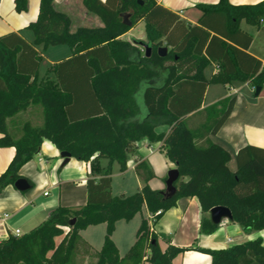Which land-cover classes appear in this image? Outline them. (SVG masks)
Returning a JSON list of instances; mask_svg holds the SVG:
<instances>
[{
  "label": "trees",
  "instance_id": "16d2710c",
  "mask_svg": "<svg viewBox=\"0 0 264 264\" xmlns=\"http://www.w3.org/2000/svg\"><path fill=\"white\" fill-rule=\"evenodd\" d=\"M14 1L18 12L28 9V0ZM141 1L82 0L103 27L71 32L70 17L55 9L54 0H40L38 18L28 25L33 42L14 32L0 36V147L15 148L12 161L0 175V194L24 177L21 167L45 139L77 160L94 158L92 171L100 175L87 180L83 207L59 206L29 232L1 240L0 264H77L78 254H93L97 257L93 264H142L144 259L171 264L185 249L170 245L162 251L148 219L142 220L137 239L124 257L112 235L117 221L131 220L143 207L155 224L184 197L199 200L205 213L204 233L218 227L209 216L218 205L229 207L232 221L243 229H264V148L242 147L232 171L229 151L210 135L226 121L236 96L202 108L211 84L248 81L255 88L264 84L263 63L249 52L253 37L241 28L242 21L261 26L264 0L199 4L203 14L193 25L157 0ZM126 13L131 26L124 24ZM140 20L145 22L147 41L120 38ZM145 43L152 48L149 56L142 50ZM57 45L72 50L69 58L54 67L58 83L39 82L42 56L37 47L45 50ZM161 46L168 49L163 57L158 55ZM211 63H218L220 69L206 78L204 69ZM32 104L42 107L43 124L27 121L20 134L10 131L8 119ZM159 127L167 131L159 132ZM145 138L162 142L168 159L179 170L175 194L152 189L148 183L155 173L146 160H138L135 170L143 182L141 190L114 196L110 167L102 168L97 159L106 158L110 165L117 162L123 172L129 154ZM99 223H106V234L102 248L93 252L81 231ZM201 250L211 256V264H264L260 237L225 249Z\"/></svg>",
  "mask_w": 264,
  "mask_h": 264
},
{
  "label": "crops",
  "instance_id": "0c3cea01",
  "mask_svg": "<svg viewBox=\"0 0 264 264\" xmlns=\"http://www.w3.org/2000/svg\"><path fill=\"white\" fill-rule=\"evenodd\" d=\"M218 1L157 0L158 3L179 14L187 24L191 25L197 24L203 14L198 7L199 4H217ZM229 1L232 4H256L263 0ZM39 5L40 0H28V9L18 12L14 0H0V36L14 32L27 42H33L34 36L28 25L37 20ZM54 7L70 17L71 32H75L78 28L103 27L101 19L88 11L82 0H54ZM142 21L140 20L120 38L131 42L147 41L145 27L143 31L137 30V26ZM241 28L252 35L253 41L249 52L259 58L264 67V21L260 27L242 21ZM50 47L45 50L37 47L42 59L49 58L47 54H52L50 57L52 59L43 67L40 62L36 79L39 82L56 84L58 80L53 71L54 67L61 60L69 58L72 50L67 45ZM219 69L218 63H211L204 69V76L210 78ZM223 85L227 88L226 93L210 102L205 100L212 84L207 87L202 108L219 102L229 95L236 96L230 115L219 131L210 135L213 142L229 151L231 160L228 165L232 171H235L237 168L236 155L242 147L254 145L264 148V84L258 95L255 93L256 88L248 81H233ZM27 121L36 126L43 124V109L40 105L32 104L27 110L9 118V130L20 134V128ZM158 130L159 132L167 131L166 127H159ZM14 154V147H0V175L7 169ZM138 160H146L155 173V177L148 183L152 189H165L169 170L176 168L175 163L168 159L162 142L142 139L138 143V149L133 154H129L127 169L123 172L118 170L116 173H111V191L114 196H126L141 190L143 182L135 170ZM63 161L56 145L45 139L39 151L19 171L29 182H32L30 183L31 188L27 191H19L14 184H8L3 189L0 194V241L14 234L16 230H19L20 234L29 232L46 220L51 211L59 206L80 208L86 205L87 180L100 176L92 171L94 158L85 162L71 157L65 165ZM45 192L48 194L45 195ZM203 216L205 213L196 197L178 199L176 204L166 211L155 224H152L151 215L146 207H143L131 220L116 222L112 239L120 256L124 257L137 239L142 220L148 219L151 232L157 235L162 251L170 245L185 249L175 255L171 264H211V256L201 249H225L259 237L262 238L264 244V229L245 230L237 222L227 219H224L212 233H204L202 230ZM105 234L106 223L89 225L81 231L83 240L93 252H98L102 248ZM77 258V264H87L88 259L97 260L93 254H78ZM142 264L151 263L144 259Z\"/></svg>",
  "mask_w": 264,
  "mask_h": 264
},
{
  "label": "water",
  "instance_id": "95a60500",
  "mask_svg": "<svg viewBox=\"0 0 264 264\" xmlns=\"http://www.w3.org/2000/svg\"><path fill=\"white\" fill-rule=\"evenodd\" d=\"M139 2L142 3L141 0H139ZM123 18H124V24L131 26L132 23L129 20V14L127 13L124 14ZM143 47L146 51L147 56H149L152 48L146 43L143 44ZM167 51H168L167 47L161 46L158 48V55L163 57L167 54ZM260 90H261L260 86L256 87V91H255L256 95L259 94ZM60 156L64 159L63 165L67 164L70 158L72 157L71 153L67 151H61ZM179 177H180V173L177 168H173L169 170L168 176L166 179L165 194L169 196L175 194L176 187L174 186V183L179 179ZM14 186L19 191H27L31 188V184L26 177H21L18 180H16L14 183ZM209 215H210V219L212 223L216 225L220 224L224 219H227L230 221L233 220V214H232L231 209L223 205H218V206H214L213 208H211V210L209 211Z\"/></svg>",
  "mask_w": 264,
  "mask_h": 264
},
{
  "label": "rangeland",
  "instance_id": "374dc122",
  "mask_svg": "<svg viewBox=\"0 0 264 264\" xmlns=\"http://www.w3.org/2000/svg\"><path fill=\"white\" fill-rule=\"evenodd\" d=\"M144 27H145V23H144V21H142L138 26H137V30L138 31H143V29H144ZM49 48H51V47H49ZM51 50V49H50ZM143 51L145 50L144 48L142 49ZM49 52V51H48ZM50 55V56H49ZM52 54H47V56L49 57V58H44V59H42V67L44 66V65H46V63L50 60V59H52V58H50V57H52L51 56ZM226 91H227V88L223 85V84H212V86H211V89H210V92H209V94L208 95H206V102H210V101H212V99H217L218 97H220V96H222V95H224V93H226ZM212 97H214V98H212ZM97 162H98V164L102 167V168H107V167H110V170H111V173H116V172H118V168H119V164L117 163V162H114V163H112L111 165H110V162H109V160L108 159H106V158H98L97 159ZM60 239H58V241H59ZM77 260H78V258H77ZM87 260V259H86ZM95 262V259H88L87 260V264H93Z\"/></svg>",
  "mask_w": 264,
  "mask_h": 264
},
{
  "label": "built area",
  "instance_id": "2783aa9c",
  "mask_svg": "<svg viewBox=\"0 0 264 264\" xmlns=\"http://www.w3.org/2000/svg\"><path fill=\"white\" fill-rule=\"evenodd\" d=\"M45 195H47L48 194V192H45L44 193ZM160 213V211H157V213L156 214H159ZM7 216V215H6ZM14 235H16V236H19V235H21L20 234V231L19 230H16L15 232H14Z\"/></svg>",
  "mask_w": 264,
  "mask_h": 264
}]
</instances>
